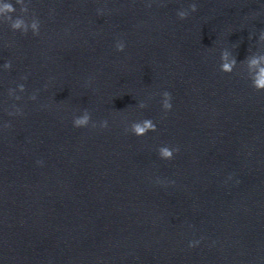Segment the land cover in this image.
<instances>
[{"label":"water","instance_id":"obj_1","mask_svg":"<svg viewBox=\"0 0 264 264\" xmlns=\"http://www.w3.org/2000/svg\"><path fill=\"white\" fill-rule=\"evenodd\" d=\"M257 81L264 0H0V229L264 216Z\"/></svg>","mask_w":264,"mask_h":264},{"label":"clouds","instance_id":"obj_2","mask_svg":"<svg viewBox=\"0 0 264 264\" xmlns=\"http://www.w3.org/2000/svg\"><path fill=\"white\" fill-rule=\"evenodd\" d=\"M190 7H191L193 12H195L197 10L195 4L190 5ZM4 9L7 10L8 12H10V13H13V12L16 11V9L14 8V6L11 3L5 4L4 5ZM178 15H179V17L181 19H184L187 16V14L183 13V12L179 13ZM20 24H21V22L17 20L15 23H13L11 25V27L13 29H17V28L20 27ZM35 27H36V25H33V28H35ZM123 49H124V45H120L118 50L123 51ZM257 87L258 88L264 87V83H262L261 81H257ZM166 107L171 108L172 106L171 105H166ZM83 123H85V121H77V124H83ZM148 129L155 130V126L151 123V121H145L144 127H140L139 125L135 126V130H136L138 135L145 133ZM164 155L168 156V157H171L172 154L167 152V151H165Z\"/></svg>","mask_w":264,"mask_h":264}]
</instances>
